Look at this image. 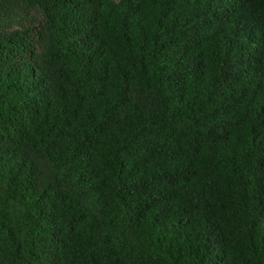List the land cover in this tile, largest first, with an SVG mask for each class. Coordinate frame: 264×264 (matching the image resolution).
I'll return each instance as SVG.
<instances>
[{
	"label": "trees",
	"instance_id": "obj_1",
	"mask_svg": "<svg viewBox=\"0 0 264 264\" xmlns=\"http://www.w3.org/2000/svg\"><path fill=\"white\" fill-rule=\"evenodd\" d=\"M0 264H264V0H0Z\"/></svg>",
	"mask_w": 264,
	"mask_h": 264
}]
</instances>
